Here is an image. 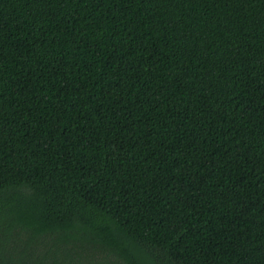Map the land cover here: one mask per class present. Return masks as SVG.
I'll return each mask as SVG.
<instances>
[{
	"label": "trees",
	"instance_id": "16d2710c",
	"mask_svg": "<svg viewBox=\"0 0 264 264\" xmlns=\"http://www.w3.org/2000/svg\"><path fill=\"white\" fill-rule=\"evenodd\" d=\"M0 264H264V0H0Z\"/></svg>",
	"mask_w": 264,
	"mask_h": 264
}]
</instances>
